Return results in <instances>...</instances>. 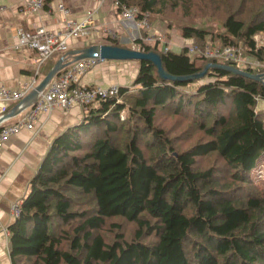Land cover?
I'll return each instance as SVG.
<instances>
[{"label": "trees", "instance_id": "obj_1", "mask_svg": "<svg viewBox=\"0 0 264 264\" xmlns=\"http://www.w3.org/2000/svg\"><path fill=\"white\" fill-rule=\"evenodd\" d=\"M115 1L150 22L179 8L185 19L169 24L185 40L240 46L264 64V0ZM137 42L177 76L209 62L238 67L189 45ZM138 62L131 86L99 96L53 140L8 226L12 264H264V187L252 179L264 154V80L209 68L178 81Z\"/></svg>", "mask_w": 264, "mask_h": 264}, {"label": "crops", "instance_id": "obj_2", "mask_svg": "<svg viewBox=\"0 0 264 264\" xmlns=\"http://www.w3.org/2000/svg\"><path fill=\"white\" fill-rule=\"evenodd\" d=\"M27 1L0 0V82L10 87H21L36 73L37 52L28 47H15L16 30L20 26L32 30L36 25H44L56 32L63 27L66 18L82 20L92 12L96 28L86 36L73 39L69 50L89 46L100 41L101 37L107 41L110 35L111 39L117 38L127 47L139 30L133 20L123 17L115 0H45V7L39 13L22 11L21 7ZM58 3H62L68 13L60 11ZM182 46L181 41L175 44L180 50ZM65 53H56L51 60H45L39 68L38 80L41 81ZM115 61L101 58L83 76L82 82L87 85H130L137 74V68L133 67L137 60ZM82 116L83 109L78 105L66 111L55 109L41 113L34 129L22 128L9 136L0 149V264H12L8 226L14 220L13 205L20 204L30 192L31 181L55 137L78 124ZM17 118L19 115L12 121Z\"/></svg>", "mask_w": 264, "mask_h": 264}, {"label": "built area", "instance_id": "obj_3", "mask_svg": "<svg viewBox=\"0 0 264 264\" xmlns=\"http://www.w3.org/2000/svg\"><path fill=\"white\" fill-rule=\"evenodd\" d=\"M45 4V0H28L27 4L21 9L24 12L39 13L45 7ZM58 6L60 11L68 13L62 3ZM137 13V7L123 6L122 15L125 19L133 20L138 29L148 27L149 21L146 17L137 19ZM95 28L96 23L92 12H89L82 20L66 18L63 27L56 32L47 29L44 25H36L32 30L22 26L17 28L15 47H28L37 52L36 73L21 87H10L0 82V149L9 136L22 128L34 129L36 120L41 113H50L55 109L66 111L76 105L84 109L99 96L118 93L120 84L117 83L92 85L83 83V76L101 59L83 58L73 61L59 70L36 93L33 100L30 102L24 100L28 93L40 83L38 73L42 63L55 53L67 52L73 39L86 36ZM139 38L146 44L151 38L150 36L135 38L133 43L136 42L137 46L132 48L144 51L142 44L137 42ZM189 51L203 53L206 57L236 61L241 69L245 67L256 68L263 65L255 58H241L236 46L219 48L205 44L202 50L196 45H191ZM12 104L15 105L11 107ZM14 107L16 108L13 114L10 115ZM18 115L19 118L12 121V118ZM19 205V203H15L12 207L14 217L19 213Z\"/></svg>", "mask_w": 264, "mask_h": 264}, {"label": "water", "instance_id": "obj_4", "mask_svg": "<svg viewBox=\"0 0 264 264\" xmlns=\"http://www.w3.org/2000/svg\"><path fill=\"white\" fill-rule=\"evenodd\" d=\"M67 58L70 60L68 61ZM83 58H106L113 60H151L158 69V73L161 78L171 79V80H192L199 79L203 77L209 68H223L228 71L239 73L257 80H264L263 73H253L249 70H244L234 65L219 63V62H209L205 65V67L194 74L185 75V76H177L170 74L164 67L161 54L155 50L150 51H142L130 47L119 46L115 44H111L108 41L95 42L89 46L76 48L67 51L63 57H61L54 67L48 72V74L40 81L38 86L32 90L25 97V101L30 102L34 99L36 93L41 90L52 78L54 75L58 73L64 66L70 64L73 61L83 59ZM16 107L12 109L10 115L13 114Z\"/></svg>", "mask_w": 264, "mask_h": 264}, {"label": "rangeland", "instance_id": "obj_5", "mask_svg": "<svg viewBox=\"0 0 264 264\" xmlns=\"http://www.w3.org/2000/svg\"><path fill=\"white\" fill-rule=\"evenodd\" d=\"M175 10H176L175 12L171 13V16H173V17L169 16V18H167V16H154V18L151 20V22L149 21V25L150 24L151 25L148 26V27H145L144 29L143 28L139 29V30L137 29L138 31L135 32L136 36L135 35L134 36L135 37H140L141 34H142V36H141V38H142V37H145L146 34H147V36H150V38H151L149 40V42L147 41V43L148 44H151V43L152 44H156L157 43L158 44V49L159 50H164V51L168 50V49H171V50L173 49V50L179 51L180 49L178 47H175V44H177L178 41H181L183 46L189 45V47H190L192 44L194 45L195 44L194 41L185 40L181 36L180 30L175 28L174 25H170L169 24L170 20H173V22L176 23V22H181L182 19L184 18V13H182L181 10H179V8H177ZM176 20H178V21H176ZM213 21H214V23H213L214 24V30H217L218 26H219L218 25V21L216 19L213 20ZM197 25L207 26V18L198 19L197 20ZM162 37H164V38H162ZM134 38L132 37V39H131L132 40L131 41L132 44H128L127 47L131 46L130 48H132L133 46H137L136 42L133 43V41L135 40ZM156 39H158L157 42H156ZM106 40L108 41V39H106ZM101 41L104 42V38L103 37H101L100 41H98V42H101ZM207 43L208 42H206L205 44H207ZM157 44H156V46H157ZM183 46L181 47V49L183 48ZM160 47H161V49H160ZM166 47H167V49H166ZM237 48L239 50V54H240L241 58H254V57H251V56L243 55L242 54V47L238 46ZM190 53H191V55L194 54L193 52H190ZM115 62L120 63L122 61L116 60ZM133 67H134V69L137 68L136 70H138L139 62L138 61L135 62V64H133ZM260 67H264V64L262 66H260ZM136 73H137V71H136ZM261 73H263V75H264V72H261ZM209 77L210 76L206 75L205 79L208 80V79H210ZM200 82H202V80ZM200 82H198V83H200ZM196 86L197 85H195V84L194 85L193 84L189 85L190 88H195ZM132 90L135 91V90H137V88L135 89V87H134ZM134 93L132 95H134ZM132 95H131V98H132ZM257 109L259 111H264V100H260V104H259V107ZM263 118H264V115H263ZM203 163H206V160H204ZM210 164L211 163H208V166ZM252 179L254 180V182L258 186L264 187V154L260 158V160L257 163L256 167L252 170Z\"/></svg>", "mask_w": 264, "mask_h": 264}, {"label": "bare ground", "instance_id": "obj_6", "mask_svg": "<svg viewBox=\"0 0 264 264\" xmlns=\"http://www.w3.org/2000/svg\"><path fill=\"white\" fill-rule=\"evenodd\" d=\"M58 4H59V3H58ZM65 8H66V7H65ZM137 17H138V16H137ZM146 19H147V18H146ZM148 21H149V20H148ZM150 25H151V24H150ZM150 25H149V26H150ZM140 32H141V31H140ZM142 33H143V32H142ZM149 35H150V34H149ZM110 36H111V35H110ZM141 36H142V34H141ZM146 36H147V34H146ZM146 36H145V37H146ZM161 36H162V35H161ZM161 36H160V37H161ZM106 37H107V36H106ZM147 37H149V36H147ZM162 38H164V37H162ZM162 38H161V39H162ZM108 39H109V38H108ZM116 39H117V38H116ZM117 40H118V39H117ZM157 40H158V39H157ZM156 42H157V41H156ZM151 44H152V43H151ZM152 45H153V44H152ZM160 49H161V47H160ZM163 49H164V48H163ZM200 49H201V48H200ZM168 50H169V49H168ZM163 51H164V50H163ZM59 53H60V52H59ZM64 53H65V52H64ZM158 53H159V52H158ZM60 54H61V53H60ZM60 54H59V55H60ZM199 54H200V53H199ZM201 55H202V54H201ZM55 57H57V56L55 55ZM161 58H162V57H161ZM52 59H53V58H52ZM54 59H55V58H54ZM49 60H51V59L49 58ZM55 60H56V59H55ZM108 60H109V59H108ZM132 61H134V60H132ZM150 61H151V60H150ZM229 61H230V60H229ZM56 62H57V61H56ZM54 63H55V62H54ZM152 63H153V62H152ZM163 64H164V63H163ZM165 69H166V68H165ZM244 70H245V69H244ZM167 71H168V70H167ZM168 72H169V71H168ZM173 75H174V74H173ZM175 75H176V74H175ZM178 81H179V80H178ZM109 84H110V83H109ZM119 88H120V87H119ZM118 92H119V91H118ZM133 93H134V92H133ZM87 107H88V106H87Z\"/></svg>", "mask_w": 264, "mask_h": 264}]
</instances>
